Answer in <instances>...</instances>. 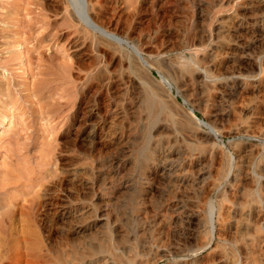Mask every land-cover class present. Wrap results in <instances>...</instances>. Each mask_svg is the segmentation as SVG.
<instances>
[{
    "label": "rangeland",
    "instance_id": "1",
    "mask_svg": "<svg viewBox=\"0 0 264 264\" xmlns=\"http://www.w3.org/2000/svg\"><path fill=\"white\" fill-rule=\"evenodd\" d=\"M6 11L0 264H63L62 247L92 236L114 257L101 264H264V0H11ZM157 62L225 83L190 101L167 79L185 114L152 122L156 146L139 153L131 123Z\"/></svg>",
    "mask_w": 264,
    "mask_h": 264
},
{
    "label": "bare ground",
    "instance_id": "2",
    "mask_svg": "<svg viewBox=\"0 0 264 264\" xmlns=\"http://www.w3.org/2000/svg\"><path fill=\"white\" fill-rule=\"evenodd\" d=\"M11 2V0H3V3L0 1V8H2L4 5H7ZM13 3V2H12ZM11 3V5H12ZM14 6V3H13ZM94 6V5H93ZM7 9V8H6ZM14 11V10H12ZM9 15V12L6 11L3 17H0L1 21H6L7 17ZM8 26V25H7ZM1 31V30H0ZM5 33V32H4ZM4 35V34H3ZM8 35V34H7ZM6 37V36H5ZM95 37V36H94ZM3 38V37H2ZM6 39V38H5ZM11 39V37H10ZM20 39V38H19ZM9 41V40H8ZM7 42V41H6ZM10 42V41H9ZM2 43V42H1ZM4 43V42H3ZM213 43V42H212ZM177 45V44H176ZM14 46V45H11ZM10 46V47H11ZM15 46H17L15 44ZM9 47V48H10ZM4 48V47H3ZM7 48V47H6ZM15 48V47H14ZM22 48V47H21ZM20 48V49H21ZM2 49V48H1ZM177 49V48H176ZM3 50V49H2ZM10 50V49H9ZM160 50V49H159ZM13 51V50H12ZM165 52V51H163ZM2 53V52H1ZM8 53V52H7ZM82 53V52H81ZM161 54V53H159ZM122 55V54H121ZM20 57V56H19ZM9 58V57H8ZM130 58V57H129ZM146 59V58H145ZM1 56H0V65H1ZM13 61V60H12ZM216 61V60H215ZM10 62V61H8ZM197 62V61H196ZM57 64V63H56ZM128 68L132 66V62L127 60ZM134 64V63H133ZM137 64V63H136ZM152 70H147L149 73V83L146 82L145 87H143L144 92V110L145 113L141 114L140 116H135L134 120L132 121L131 125L133 124L134 127L139 130L141 136H142V143L139 148V153H145L149 150H152L155 145L156 134L153 133V130H155V127L153 130H150L151 126H153L154 121H158L161 119L162 116H164L167 113H175V112H181L182 114H185V106L183 103H181L177 97L176 94L173 92V88L169 86L167 83V79H170L173 85H176L180 93L185 95L187 99L190 101H196L198 97H204L210 90L208 89V86L210 83H212L213 87L217 89H222L224 86L223 83L225 81L218 80L216 77L212 76L211 74L207 73L208 71H205V67H198L195 70H189L185 68L184 66L170 64L166 62H157V63H148ZM141 66L145 67L144 64L141 63ZM204 66V65H203ZM260 66V65H259ZM207 68V67H206ZM131 69V68H130ZM149 69V68H148ZM154 70H156V74H154ZM34 71V69H33ZM247 73V72H246ZM257 73V72H256ZM4 74V73H3ZM137 77L136 73H134ZM133 74V75H134ZM229 74V73H228ZM237 74V73H236ZM5 75V74H4ZM65 75V74H64ZM129 77L132 76V72H130ZM147 75V74H146ZM235 75V73H234ZM237 81L241 80L243 76L237 75L234 76ZM1 76V75H0ZM8 76V75H7ZM11 76V75H10ZM142 77V76H140ZM118 78V77H116ZM224 78V77H223ZM248 78V77H247ZM8 79V78H7ZM119 79V78H118ZM130 79V78H129ZM116 80V79H115ZM229 80V79H228ZM6 81V80H5ZM140 81V80H139ZM8 83V82H7ZM129 83V82H128ZM234 84V83H233ZM6 85L3 80H0V90L7 91L5 88ZM9 85V84H8ZM126 86V85H125ZM138 86V85H137ZM142 88V85H141ZM140 89V88H138ZM44 90V89H43ZM142 93V92H141ZM140 94V93H139ZM2 95V94H1ZM5 96V95H4ZM8 97V96H7ZM9 98V97H8ZM8 102V101H7ZM10 102V101H9ZM48 103V102H47ZM118 103V102H117ZM140 105V104H139ZM138 105V106H139ZM123 111L118 112V114H122ZM191 112V111H190ZM192 113V112H191ZM131 115V114H130ZM214 117H217V114H214ZM172 116V115H171ZM191 116V115H190ZM195 116V115H194ZM168 117V116H167ZM186 117V116H184ZM213 117V118H214ZM188 118V117H187ZM192 118H194L192 116ZM6 121V120H5ZM162 121V120H161ZM170 121V120H169ZM192 121V120H191ZM3 122V121H2ZM134 122V123H133ZM150 122V124H149ZM185 122V121H184ZM201 122V121H200ZM7 123V121H6ZM11 124V123H10ZM119 124V123H118ZM198 124V123H197ZM3 125V123H2ZM5 125V124H4ZM17 125V124H16ZM132 125V126H133ZM158 125V124H157ZM8 126V125H7ZM20 127V126H19ZM213 127V126H212ZM0 126V130H1ZM5 128V127H4ZM3 128V129H4ZM201 128V127H200ZM22 129V128H21ZM20 129V130H21ZM14 130V129H13ZM24 130V129H23ZM215 130V129H213ZM4 131V130H3ZM18 132V130H16ZM14 132L16 135L17 132ZM2 132V131H1ZM21 132V131H19ZM192 133V132H191ZM13 134V133H12ZM137 134V133H136ZM139 134V135H140ZM208 134V133H205ZM2 135V134H1ZM11 135V134H10ZM140 136V137H141ZM16 136H14L15 138ZM18 138V137H17ZM21 140V137H19ZM130 139V138H129ZM18 140V139H17ZM2 141V140H1ZM16 141V140H14ZM22 141V140H21ZM19 142V141H18ZM17 141L14 143H18ZM1 143V142H0ZM21 143V142H20ZM25 143V142H24ZM129 144V143H128ZM21 145V144H20ZM13 146V145H12ZM22 148V147H21ZM132 149V148H131ZM136 150V149H135ZM15 152V150H14ZM135 152V151H134ZM15 156V155H14ZM51 156V154H50ZM139 158V157H138ZM21 159V158H20ZM22 160V159H21ZM14 164V163H13ZM30 164V163H29ZM264 167V166H263ZM22 168V167H21ZM24 168V167H23ZM22 168V169H23ZM220 169V168H219ZM256 169V167H255ZM21 170V169H20ZM23 170H26L25 168ZM146 171L149 175L153 176V174H156V171L154 172L153 166L151 164H147ZM25 172H23L24 174ZM27 173V171H26ZM29 174V173H28ZM260 174V173H259ZM258 174V175H259ZM27 175V174H26ZM7 176V175H6ZM28 176V175H27ZM26 177V176H25ZM29 177V176H28ZM21 178V177H19ZM24 179V178H23ZM22 180V179H21ZM136 195V194H135ZM38 198V197H37ZM247 200V199H246ZM240 205V204H239ZM245 205V204H244ZM247 205V204H246ZM1 206V205H0ZM3 206V205H2ZM1 208V207H0ZM14 208V207H12ZM2 210V209H1ZM2 212V211H0ZM7 212H4V214ZM6 215V214H5ZM202 225V224H201ZM212 231L213 234L216 232V226L214 223V212H212ZM85 233V232H84ZM89 233V232H87ZM86 234V233H85ZM94 235L91 234V236ZM89 236L86 235L85 237ZM84 238V237H83ZM82 240V238H80ZM80 240V241H81ZM152 240V239H151ZM79 241V239H78ZM77 241V245L75 246V243H72L74 246L73 248L64 246L60 249L59 254L62 258L63 264H101V263H109L112 262L114 257L108 253V251L101 246L100 239L98 237H93L84 240L83 242ZM63 244V243H62ZM67 244V243H66ZM65 244V245H66ZM68 245V244H67ZM110 245V244H109ZM149 245V244H145ZM133 246V245H132ZM125 246V250H132L133 248ZM154 246V245H153ZM238 246V245H237ZM149 247V246H147ZM146 247V248H147ZM155 247V246H154ZM64 248V249H63ZM111 248V246H110ZM145 248V247H144ZM153 248V247H152ZM161 253L165 256L169 255L171 253L170 249L159 247ZM243 248V247H242ZM150 249V248H148ZM128 250V251H129ZM134 250V249H133ZM132 250V251H133ZM144 252V251H143ZM174 252V251H173ZM176 252V251H175ZM183 252V251H182ZM150 253V252H149ZM147 254V253H146ZM162 255V256H163ZM58 256V257H60ZM161 256V255H160ZM171 256V255H170ZM169 256V257H170ZM60 258V259H61ZM146 258V257H145ZM236 258V257H235ZM238 263V262H237ZM120 264V263H119Z\"/></svg>",
    "mask_w": 264,
    "mask_h": 264
}]
</instances>
